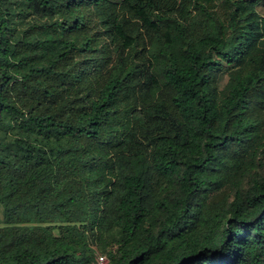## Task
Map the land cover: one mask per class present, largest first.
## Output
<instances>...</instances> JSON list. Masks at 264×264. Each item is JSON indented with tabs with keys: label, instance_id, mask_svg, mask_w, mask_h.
Wrapping results in <instances>:
<instances>
[{
	"label": "trees",
	"instance_id": "trees-1",
	"mask_svg": "<svg viewBox=\"0 0 264 264\" xmlns=\"http://www.w3.org/2000/svg\"><path fill=\"white\" fill-rule=\"evenodd\" d=\"M0 264H264V0H0Z\"/></svg>",
	"mask_w": 264,
	"mask_h": 264
},
{
	"label": "built area",
	"instance_id": "built-area-1",
	"mask_svg": "<svg viewBox=\"0 0 264 264\" xmlns=\"http://www.w3.org/2000/svg\"><path fill=\"white\" fill-rule=\"evenodd\" d=\"M108 262V257L106 254H99L93 262V264H106Z\"/></svg>",
	"mask_w": 264,
	"mask_h": 264
},
{
	"label": "rangeland",
	"instance_id": "rangeland-1",
	"mask_svg": "<svg viewBox=\"0 0 264 264\" xmlns=\"http://www.w3.org/2000/svg\"><path fill=\"white\" fill-rule=\"evenodd\" d=\"M3 219H4V216H3V206L0 204V224L3 223Z\"/></svg>",
	"mask_w": 264,
	"mask_h": 264
}]
</instances>
